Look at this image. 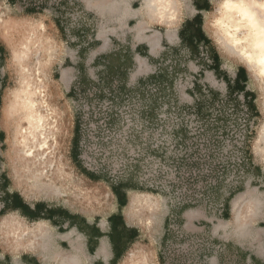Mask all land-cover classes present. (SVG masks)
Returning <instances> with one entry per match:
<instances>
[{
	"label": "rangeland",
	"instance_id": "obj_1",
	"mask_svg": "<svg viewBox=\"0 0 264 264\" xmlns=\"http://www.w3.org/2000/svg\"><path fill=\"white\" fill-rule=\"evenodd\" d=\"M88 2L99 0H0V114L3 95L18 78L11 52L21 40L20 29L27 20L40 22L46 40L34 38L30 62L43 60L41 71L64 124L59 154L68 172L51 195L16 180L8 132L0 122V218L12 213L29 226L36 224L2 209L5 176L8 189L20 192L30 205L63 204L88 217L103 218L116 210L111 185L121 186L126 188L127 221L141 231L134 246L148 248L154 264L159 257L166 264H241L233 246L224 245L237 241L233 230L216 237L211 221L231 193L260 184L264 155L254 140L264 114L263 82L245 71L246 95L228 86L236 69L210 41L193 50L178 40H159L151 52L144 39L163 32L167 23L150 19L143 0H126L119 12H101ZM189 4L178 0L177 7L186 5L180 18L191 16ZM126 6L137 16L123 15ZM138 20L145 22L143 39L135 37ZM106 36L110 40L99 39ZM126 48L132 50L131 65ZM137 55L143 60L140 67ZM92 184L102 194L84 204L76 187ZM134 193L151 194L154 208L132 212L128 204ZM179 212L189 229L175 219ZM45 235V241L50 239L49 232ZM27 247L14 249L0 238V257L9 253L15 259Z\"/></svg>",
	"mask_w": 264,
	"mask_h": 264
},
{
	"label": "crops",
	"instance_id": "obj_2",
	"mask_svg": "<svg viewBox=\"0 0 264 264\" xmlns=\"http://www.w3.org/2000/svg\"><path fill=\"white\" fill-rule=\"evenodd\" d=\"M189 1L190 4L187 9L191 12V16L184 19L180 18L179 13L184 12L186 5L184 7L179 6L180 8L175 5L176 7L173 14L170 12L171 16L169 14L170 17L167 16L163 21L158 19L160 17L158 14H154L150 10L149 12L146 11V0H143L142 9H144L150 19L167 23L166 29L163 32L154 31V33L144 39L148 43L151 52H154L160 46L159 40H178L180 43H182L181 40H188V34L194 33L192 32L194 31V29H192V26H194L192 25V19L196 15L201 19L200 30L204 35L201 28L202 17L196 13L197 10H207L211 6L208 0ZM121 3L127 4L126 0H99V2L94 5L88 2V6L100 10L101 12H105L107 9L119 12L118 5ZM128 9L129 8L126 6L122 14H129L128 17L137 16L136 10L133 9L131 12ZM24 13L29 14V12L25 10ZM189 17L193 18L189 19ZM143 23H145L143 20H138L137 22L135 29L136 39H143L142 31L145 28ZM99 39L110 40L108 36L104 38L100 37ZM206 39L202 36L197 38L193 36L189 38V40ZM142 62V58L137 55L138 67H140ZM244 74L247 78L245 71ZM244 74H240L236 70L234 76L229 79V82H234V79L237 77L239 83L244 84V90L247 91V79H243ZM66 78L67 73L63 71L61 79L65 81ZM0 133L4 135L1 129ZM0 140H3V138H0ZM258 174L261 180L260 184L255 189H251L250 186H248L246 188H241L242 191L240 192L231 193L230 196L224 199L219 214H216L211 221V227L216 237H219L218 235H220L222 231L226 234L229 232L230 234L233 230L232 233L235 234L237 241H232L234 245L231 242L224 243V245L233 246L241 264H264V167H259ZM86 176L91 180L94 179L93 176ZM6 179L7 184L4 189L10 196L2 200L3 208L12 204L13 198L11 194H19L17 191L8 189L9 182L8 178ZM115 187L116 186L111 185V190L117 199V209L103 218L99 216L88 217L86 214L71 210L63 204L49 205L43 201H38L30 205L19 194L21 197V204L16 209H5V212L15 211L27 221L34 223L42 222L47 229L46 232L50 233V239L45 241L47 235H42L40 237L42 240L39 242L38 246L34 245V247H27L22 250L21 254L15 259L11 258L9 253L3 254L2 258L0 257V264H60V256L70 254L72 257L74 256L73 259L76 261V264L77 262L78 264H119L128 250L140 243L141 231L138 226L127 221L126 213L123 210L127 204L126 198H122L125 203L121 204L118 195L113 191ZM130 188L132 189L134 187ZM121 189L124 192L126 191V188L121 187ZM37 206L38 208L36 209ZM32 214L36 216L33 217ZM180 215L181 212L176 215L175 219L178 220V223H182L181 225L183 226L185 221V226L189 229L191 227L190 222L186 218H182V215L180 217ZM188 217L190 218V216ZM167 218V230L170 233L171 228L169 227V222L171 219L170 216ZM255 219H257L259 223H257L256 226H252L251 221ZM165 237L166 234H163L162 244H165V242L163 243ZM44 244H46V246ZM25 247L26 246H22L19 248ZM55 253H59L56 258L54 257ZM66 264L69 263L67 262ZM159 264H166L161 257H159Z\"/></svg>",
	"mask_w": 264,
	"mask_h": 264
},
{
	"label": "bare ground",
	"instance_id": "obj_3",
	"mask_svg": "<svg viewBox=\"0 0 264 264\" xmlns=\"http://www.w3.org/2000/svg\"><path fill=\"white\" fill-rule=\"evenodd\" d=\"M177 2L178 0H146L145 8L148 9L147 12L150 10L158 14V19L164 21L170 12L173 14ZM22 27L21 40L15 51L11 52L16 61L18 78L16 85L7 89L3 95L0 122L8 132L7 142L12 149L11 159L16 180L25 181L27 187L44 191L46 195L57 194V183H63L68 177L59 154L64 124L58 107L52 103V92L47 86L45 74L41 71L44 68L43 60L30 62V49L35 43L37 47V40L34 38L39 36L46 40L43 37L44 25L27 20ZM260 79L264 84V78ZM254 147L264 155V114ZM76 188L79 191L77 197L84 204L92 203L97 195L102 194L96 184ZM151 196L149 193H134L128 204L130 210L135 213L154 208L155 203ZM46 231L42 222L29 226L12 213L4 214L0 218L1 241L14 249L22 246L34 247L35 241ZM58 255L59 253H55L54 257ZM73 257L71 254L61 255L60 264H76ZM153 258L148 248L137 245L128 250L119 264H154Z\"/></svg>",
	"mask_w": 264,
	"mask_h": 264
},
{
	"label": "clouds",
	"instance_id": "obj_4",
	"mask_svg": "<svg viewBox=\"0 0 264 264\" xmlns=\"http://www.w3.org/2000/svg\"><path fill=\"white\" fill-rule=\"evenodd\" d=\"M208 2L209 9L196 13L202 17L205 37L237 71L243 67L255 77L264 78V0ZM222 70L227 71L223 64Z\"/></svg>",
	"mask_w": 264,
	"mask_h": 264
},
{
	"label": "trees",
	"instance_id": "obj_5",
	"mask_svg": "<svg viewBox=\"0 0 264 264\" xmlns=\"http://www.w3.org/2000/svg\"><path fill=\"white\" fill-rule=\"evenodd\" d=\"M192 25H194V26H192V29H194V31H192V32H194V33H189L188 34V40H181V42L183 43V44H185V45H187L188 47H190L191 49H195L196 47H198V45L199 44H208L209 43V40H207L205 37H204V35H203V33L201 32V30H200V24H201V19H200V17L198 16V15H196L193 19H192ZM194 27V28H193ZM193 36H195L196 38L197 37H199V36H202L204 39H206V40H189V38H191V37H193ZM126 50H127V52H128V56H129V65H131L132 64V62H133V59H132V50L130 49V48H126ZM135 51H137V52H139L140 50L138 49V47H136L135 48ZM120 52H121V50H119V51H117V52H114L115 54H120ZM215 59H216V56H213ZM213 58V59H214ZM244 69L243 68H239V70H238V72L240 73V74H244ZM243 72V73H242ZM243 79L244 80H246L247 78H246V75L244 74L243 75ZM228 81H227V85L228 86H230V87H232V86H235V87H237V89L239 90V91H242V92H244L245 93V95L247 94V91H245L244 90V87H245V85L244 84H240L239 83V81H238V79H237V77L234 79V82H232V84H231V82H229L230 80L229 79H227ZM0 138H3V134L2 133H0ZM7 184V179H6V177L5 178H3V188H5V185ZM113 191L118 195V197H119V201H120V203L121 204H124L125 203V201L122 199V198H124V192L122 191V189H121V186H116L114 189H113ZM5 193V195H4V197H3V199L4 198H7L8 196H10L8 193H6V192H4ZM11 196H12V204L10 205V206H5V208H2L3 210H5V209H8V208H12V209H16L20 204H21V197H20V195L19 194H17V193H13V194H11ZM2 199V200H3ZM38 208V206L36 207V209ZM36 211V210H35ZM33 215V217L34 216H36L35 214H32Z\"/></svg>",
	"mask_w": 264,
	"mask_h": 264
}]
</instances>
